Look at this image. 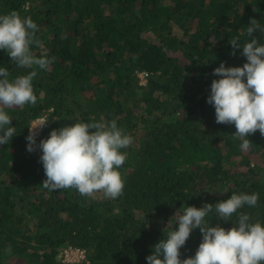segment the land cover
<instances>
[{
  "label": "trees",
  "instance_id": "16d2710c",
  "mask_svg": "<svg viewBox=\"0 0 264 264\" xmlns=\"http://www.w3.org/2000/svg\"><path fill=\"white\" fill-rule=\"evenodd\" d=\"M12 11L37 23L33 53L54 60L33 80L36 104L7 109L16 135L0 145V264H148L182 206L231 193H258L257 206L240 211L264 221V135L249 134L242 150L235 125L217 123L207 103L213 69L246 61L229 41L248 39L251 18L264 24V0H0V14ZM0 65L10 77L30 71L3 50ZM39 118L50 121L37 143L75 121L115 119L133 137L122 195L45 188L41 150L26 140ZM201 238L194 229L181 259ZM70 247L85 258L65 263Z\"/></svg>",
  "mask_w": 264,
  "mask_h": 264
},
{
  "label": "clouds",
  "instance_id": "9594fccd",
  "mask_svg": "<svg viewBox=\"0 0 264 264\" xmlns=\"http://www.w3.org/2000/svg\"><path fill=\"white\" fill-rule=\"evenodd\" d=\"M38 30L31 17H22L15 11L0 14V50L16 66L30 69L26 74L10 77L8 68L0 65V145L16 135L7 109L36 104L33 80L38 70H47L54 60V57L33 53L32 45L40 43ZM257 30L259 37L254 35ZM261 34H264V24L251 18L246 27L248 39L241 43L237 36L229 41L233 46L231 54L242 49L241 55L246 61L242 66H226L221 61L213 69L212 75L219 78L212 80L207 96V103L215 109L216 122L235 125L233 135L241 141L242 150L250 147L249 134L259 130L264 135ZM39 119L29 127L26 140L29 152L41 150L45 188L50 191L74 188L86 196L103 192L111 199L122 195L125 180L121 168L127 158V152L122 150L133 143V137L115 119L75 121L52 129L47 138L37 143L36 129L50 121L44 118L34 124ZM258 199V193L240 192L215 203L206 202L201 207L182 206L183 211L179 215L176 212L169 221L166 237L152 246L151 254L146 257L148 264H264V221L240 211L245 206H257ZM214 216L218 222L211 226ZM220 221H231L232 227L225 228ZM194 229L202 234L201 242L194 255L181 259V248Z\"/></svg>",
  "mask_w": 264,
  "mask_h": 264
},
{
  "label": "built area",
  "instance_id": "2783aa9c",
  "mask_svg": "<svg viewBox=\"0 0 264 264\" xmlns=\"http://www.w3.org/2000/svg\"><path fill=\"white\" fill-rule=\"evenodd\" d=\"M42 119L44 118H41L39 120H37L36 123L34 124H38ZM37 133L39 131V128L36 129ZM60 257L62 258V260L65 262V263H68V262H80L82 259L85 258V253L83 250L79 249V248H67L65 250L62 251V253H60Z\"/></svg>",
  "mask_w": 264,
  "mask_h": 264
},
{
  "label": "rangeland",
  "instance_id": "374dc122",
  "mask_svg": "<svg viewBox=\"0 0 264 264\" xmlns=\"http://www.w3.org/2000/svg\"><path fill=\"white\" fill-rule=\"evenodd\" d=\"M138 76L140 78L141 85H146V83H147V75H146V73L145 72L144 73H139Z\"/></svg>",
  "mask_w": 264,
  "mask_h": 264
}]
</instances>
